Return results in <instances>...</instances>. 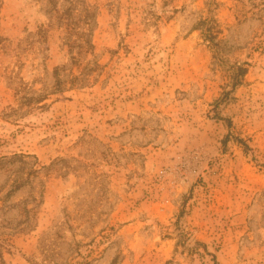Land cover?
Listing matches in <instances>:
<instances>
[{
  "label": "rangeland",
  "instance_id": "rangeland-1",
  "mask_svg": "<svg viewBox=\"0 0 264 264\" xmlns=\"http://www.w3.org/2000/svg\"><path fill=\"white\" fill-rule=\"evenodd\" d=\"M0 255L264 264V0H0Z\"/></svg>",
  "mask_w": 264,
  "mask_h": 264
},
{
  "label": "trees",
  "instance_id": "trees-1",
  "mask_svg": "<svg viewBox=\"0 0 264 264\" xmlns=\"http://www.w3.org/2000/svg\"><path fill=\"white\" fill-rule=\"evenodd\" d=\"M208 19L204 20V24H207L203 30H202V37L203 39L208 43L210 49L217 55V50H219V45L218 43L215 41V31L213 30V27L211 25L208 24ZM247 69L243 66H232L229 68V86L230 88L228 90H225L222 94L221 97L215 101L214 107H217L219 104H221L222 102H226L227 100H229L230 95L232 94V92L235 90L236 87H238L242 80L243 77L246 74ZM216 119H218V121H221L224 125L225 128H229L230 126V120L228 118L219 116V114H215L214 116ZM228 136L226 135L225 138L222 140V145L225 146L227 143ZM237 143L242 144L244 147H246V144L238 139L235 138ZM182 212H180L179 215H181ZM178 215V217H179ZM4 261L0 255V264H3Z\"/></svg>",
  "mask_w": 264,
  "mask_h": 264
}]
</instances>
